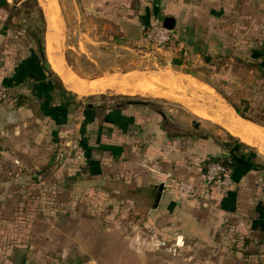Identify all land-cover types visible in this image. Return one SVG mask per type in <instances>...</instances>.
I'll return each instance as SVG.
<instances>
[{"label": "rangeland", "instance_id": "1", "mask_svg": "<svg viewBox=\"0 0 264 264\" xmlns=\"http://www.w3.org/2000/svg\"><path fill=\"white\" fill-rule=\"evenodd\" d=\"M57 1L0 0V88L4 94L0 103L26 99L36 119L42 117L39 100L31 93L33 79L29 75L33 69L50 80L53 102L65 98L69 101L65 124L59 126L48 120L39 129L41 136L33 133L30 138L33 150L36 148L33 155L45 159L21 163L8 157L12 152H0V264H15L22 251L25 257L21 264H264L263 235L254 237L257 241L254 243L250 230L235 228L234 221L225 220L224 216L210 214L212 217L198 221L190 234L177 229L172 233L163 224L166 215L162 220L158 216L152 225L144 224L141 213L146 208L137 207L135 192L118 185L123 182V175L114 170L116 175L107 173V177L92 178L80 145L82 141L91 147L88 136L94 129L87 122L89 116L92 121H102L107 109L115 106L123 109L129 103L143 102L150 110L162 112L161 127L171 140L182 143L190 136L193 140L202 137L215 143H232L236 136L250 144L248 151L252 156L257 154L253 157L254 165L263 168L264 176V154L246 131L236 123L224 127L227 123L221 124L215 118L223 106L232 109L247 106L244 115L248 119H244L264 127V76L257 72L261 77L255 75L257 80L251 84V75L245 73L249 66L242 64L239 78L244 85L237 90L226 91L227 81L221 82V86L209 82L214 90H205L182 67L170 66L167 60H157L161 62L158 66L150 60L151 63L134 68L140 69L139 72H131L138 74L128 78L123 75L118 81L107 77L81 80L77 77L90 79L105 75L101 72L103 64L97 65L93 60L119 63L117 60L126 62L131 58L113 55L103 59V51L91 50L88 45L92 44L86 36L73 32L71 11L65 8L62 17V0ZM236 3L239 28L243 30L248 22L251 24V0ZM49 4L56 13L55 21ZM49 41L53 43L56 63L59 62L66 76L89 83L93 88L82 94L66 88L61 71H54L49 63ZM154 55L163 58L162 53ZM124 65L112 61L106 68L129 69ZM66 81L74 89L85 88L77 81L68 78ZM247 84L253 86L250 93ZM156 86L161 89L159 94L151 92ZM203 92L212 96H204ZM36 122L33 118V123ZM256 131L264 133V129H253L259 140ZM132 142L139 144L136 140ZM261 145L264 148L263 142ZM183 148L186 151L188 147ZM133 152L129 148L124 154L131 157ZM78 155L82 156L78 158ZM211 156L216 155H206L200 161L201 167ZM107 236L110 240L104 249ZM89 237L93 238L88 240Z\"/></svg>", "mask_w": 264, "mask_h": 264}, {"label": "crops", "instance_id": "2", "mask_svg": "<svg viewBox=\"0 0 264 264\" xmlns=\"http://www.w3.org/2000/svg\"><path fill=\"white\" fill-rule=\"evenodd\" d=\"M236 1L238 0H62V17L65 8L71 11L75 25L73 32L86 36L87 41L92 44L88 45L91 50L103 51V59L113 55L127 57V60L131 58L126 62L117 60L119 63L116 60H93L97 65L103 64L104 69L100 70L103 69L101 72H105V75L90 79L76 77L85 81L106 77L107 80L118 81L123 75L127 77L138 74L131 72H139L140 69L134 68L144 66L145 62L151 63L150 60L153 59V54L148 52L142 38L144 26L150 19L163 21L168 16L173 20L174 36L170 45L162 52L163 58L158 60H167L170 66L182 67L185 74L205 86V90H214L209 82L221 86V82L227 81L225 87L229 92L244 85L239 76L242 72L241 65L245 64L249 66L245 73L251 75L252 84L257 80H254L255 75L264 76V0H251V24L248 22V27L243 30L239 28ZM49 10L55 21L53 5L49 4ZM172 60H178L179 64H173ZM112 61L117 65L125 64L129 69H107L106 66ZM157 65L161 66V62L157 61ZM54 71H61L64 83L73 92L82 94L93 88L89 83L66 76L58 61ZM44 75L39 81L33 78L38 89H31L33 97L39 100L38 107L42 117L36 119L32 108L26 104V99L16 103L13 102L15 99L0 103V152H12L10 154L13 155L9 154L8 157L13 161L32 163L45 159V156L38 158L33 155L36 148L33 150L30 138L33 133L40 135L41 125L48 120L59 126L67 122L68 103L64 104L62 100L53 102L52 85ZM67 78L82 83L85 88H72L67 83ZM249 85L248 93L253 91V86ZM201 94L212 96L206 92ZM228 94L227 92L226 95ZM128 106L123 109L112 107L105 110L102 121L88 122L94 129L88 136L91 146L89 155L95 162L89 170L92 178L107 177V173L116 175L114 170L123 175L124 180L118 185L135 192L137 207L146 208L141 213V220L146 225H152L158 216L162 220L166 215V222L163 224L172 233L177 229L190 234L194 232L195 225L200 223L198 221L208 220L212 217L210 214L221 215L225 220L234 221L235 228L246 227L250 230L254 243H257L254 237L259 234L263 235L264 241L263 168L251 166L253 157L256 158L257 154L252 156L248 151L250 144L233 136L220 124L241 144L226 148L222 145L225 141L215 143L202 137L193 140L190 136L183 139L187 144L185 141L181 143L171 140L166 129L161 127L164 116L160 110H150L149 105L143 102L129 103ZM223 107L220 108L219 117L215 116L221 124L234 123L225 122L226 117L234 119L230 116L233 114L252 130L264 129L252 121L239 118L234 109ZM33 118L37 121L35 124ZM131 137L139 144L133 145L132 141L135 140L130 141ZM262 142L264 143V138L260 137L258 143ZM184 146L188 147L186 151ZM129 148L134 151L131 157L124 154ZM258 153L261 154L259 151ZM206 155L226 157L233 182L222 193H213L208 204L202 206L199 201L177 194L174 181L182 179L196 183L201 171L200 161ZM108 240L110 237H105L104 249L108 247Z\"/></svg>", "mask_w": 264, "mask_h": 264}, {"label": "built area", "instance_id": "3", "mask_svg": "<svg viewBox=\"0 0 264 264\" xmlns=\"http://www.w3.org/2000/svg\"><path fill=\"white\" fill-rule=\"evenodd\" d=\"M174 33L172 29L165 27L160 20L150 19L142 30V38L152 53L153 62L157 64V57L154 54H161L171 43ZM4 97L0 88V100ZM82 155H78L80 158ZM224 157L219 155L216 159L205 161L201 167L196 183L178 179L174 181V188L177 194L183 198L199 201L208 204L213 193H222L232 184L231 170L223 162Z\"/></svg>", "mask_w": 264, "mask_h": 264}, {"label": "trees", "instance_id": "4", "mask_svg": "<svg viewBox=\"0 0 264 264\" xmlns=\"http://www.w3.org/2000/svg\"><path fill=\"white\" fill-rule=\"evenodd\" d=\"M161 21V20H160ZM162 23H163V21H162ZM173 28V27H172ZM171 28V29H172ZM38 51H39V53H40V57H41V59H43V51H42V48H41V46H39L38 47ZM172 63L173 64H179V61L178 60H172ZM30 64V63H29ZM33 64V67H34V63H32ZM37 74V71L36 70H34L33 69V73H31L29 76L33 79H36L37 81H39L40 80V77H42V74H40V72H39V75L37 76L36 75ZM52 85V84H51ZM3 86H7V84H5V85H3ZM52 87V89H53V86H51ZM36 89H38V84L33 80V84H32V90H34V91H36ZM63 91V90H62ZM64 92V91H63ZM69 101L65 98V99H62V103H64V104H66V103H68ZM234 110H235V112L238 114V115H240L241 117H243V118H246V119H248L247 117H245V113H246V111L248 110V108H247V106H243V108L242 109H239V108H237V107H234ZM89 119H88V121L87 122H90L91 121V117L89 116L88 117ZM124 129V128H123ZM241 143L239 142V141H237V140H233V142L232 143H223L222 145L223 146H225L226 148L227 147H230V146H232V145H240ZM80 145H81V147L83 148V154H84V156H85V164L87 165V167L89 168V170H90V166H92V165H94L95 164V162L90 158V155H89V149L91 148V147H86V145L81 141L80 142ZM219 155H217V156H211V157H209V158H207L208 160H211V159H216L217 157H218ZM224 157V156H223ZM205 161H207V160H205ZM223 162H224V164H227L228 166L230 165L229 163H228V161H227V158L226 157H224V160H223ZM251 166H254V164L253 163H251ZM230 167V166H229Z\"/></svg>", "mask_w": 264, "mask_h": 264}, {"label": "bare ground", "instance_id": "5", "mask_svg": "<svg viewBox=\"0 0 264 264\" xmlns=\"http://www.w3.org/2000/svg\"><path fill=\"white\" fill-rule=\"evenodd\" d=\"M47 52H48V54H49V56H48V59H49V63H50V65H51V67H52V69L53 70H56L57 69V63H56V59H55V57H54V55H53V53H52V45H51V43H50V41H49V44H48V46H47ZM160 85V84H159ZM162 85V84H161ZM162 89H163V86H162ZM151 92H156V93H158L159 94V92H161V89H159L157 86L154 88V89H152V91ZM76 93V92H75ZM155 93V94H156ZM77 94H79V93H77ZM198 112V111H197ZM200 113V112H199ZM234 122V123H236L237 125H239L240 127H242L246 132H247V134L251 137V139H252V141H254V143H255V145H256V147H258L261 151H262V153L264 154V148H263V146L260 144V143H258V138L256 137V135H255V133L253 132V130H251L249 127H248V125H245V124H243V123H241L239 120H238V118L237 117H234V119H227L226 118V121L225 122ZM228 124L229 123H227V124H224V127H228ZM257 133V135L259 136V137H263L264 138V133L263 132H261V131H256Z\"/></svg>", "mask_w": 264, "mask_h": 264}, {"label": "water", "instance_id": "6", "mask_svg": "<svg viewBox=\"0 0 264 264\" xmlns=\"http://www.w3.org/2000/svg\"><path fill=\"white\" fill-rule=\"evenodd\" d=\"M163 25H164L165 27L171 29L172 26H173V20H172V18H170V17H168V16H165V17L163 18ZM66 88H67V87H66ZM67 89H68V88H67ZM68 90H69V89H68ZM234 111H235V110H234ZM235 113H236V112H235ZM236 115H237L239 118H241V119H243V120H246V119H244L243 117H241L240 115H238L237 113H236ZM246 121H248V120H246ZM158 189H160V186H158ZM203 206H206V202L203 203ZM24 256H25V251L20 252V253L17 255V257H16V262H15V264H21L22 261H23V259H24ZM80 264H87V263H80Z\"/></svg>", "mask_w": 264, "mask_h": 264}]
</instances>
